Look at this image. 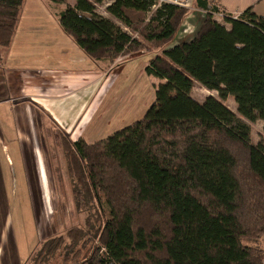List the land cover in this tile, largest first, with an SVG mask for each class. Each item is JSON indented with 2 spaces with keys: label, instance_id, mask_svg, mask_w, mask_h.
Listing matches in <instances>:
<instances>
[{
  "label": "trees",
  "instance_id": "trees-1",
  "mask_svg": "<svg viewBox=\"0 0 264 264\" xmlns=\"http://www.w3.org/2000/svg\"><path fill=\"white\" fill-rule=\"evenodd\" d=\"M48 1L65 6L62 29L100 68L156 51L146 72L164 82L140 120L94 143L63 136L83 220L42 240L24 264H264V249L243 242L264 237V142L219 99L191 96L198 82L264 123V16L224 12L228 27L213 17L217 5L194 0L207 10L200 28L170 45L190 9L114 0L107 11L128 30L96 12L104 0ZM24 3L0 0V65Z\"/></svg>",
  "mask_w": 264,
  "mask_h": 264
},
{
  "label": "crops",
  "instance_id": "crops-1",
  "mask_svg": "<svg viewBox=\"0 0 264 264\" xmlns=\"http://www.w3.org/2000/svg\"><path fill=\"white\" fill-rule=\"evenodd\" d=\"M26 1L11 44L2 47L0 188L6 178L3 156L7 157L10 171L14 170L11 153L21 157V182L26 188L50 182L49 172L54 168L49 159L47 167L45 155L49 148L48 155L54 149L51 142L56 138L52 130H60L71 141L84 139L94 143L104 139L144 116L137 118L141 96L134 85L140 79V68L146 76L158 78L146 72L157 53L126 54L117 60V65L102 69L62 29L59 12L65 6L48 0L41 1L42 4L37 0H31V4ZM113 1L95 3L96 12L109 18L107 8ZM207 1L226 13L241 14L253 7L258 15L264 16V0ZM68 3L75 6L76 0ZM103 4L105 13L100 11ZM26 6L31 9L27 11ZM205 15V10H191L170 45L192 38ZM128 80L132 86L124 85ZM159 80L155 86L164 82ZM55 133L58 138L60 132ZM6 140L14 143L8 147ZM10 179L11 183L18 182L17 176L12 179L11 172Z\"/></svg>",
  "mask_w": 264,
  "mask_h": 264
},
{
  "label": "rangeland",
  "instance_id": "rangeland-1",
  "mask_svg": "<svg viewBox=\"0 0 264 264\" xmlns=\"http://www.w3.org/2000/svg\"><path fill=\"white\" fill-rule=\"evenodd\" d=\"M30 1L31 0H27L26 3L31 4ZM37 1L40 4L45 2V0ZM104 8L105 5L103 4L100 11L105 13ZM30 9L31 8L26 6L27 11ZM106 15H108L109 19H112L117 25L128 29L109 12L106 13ZM220 22L223 23L224 21L220 20ZM148 53L155 54L156 51ZM117 62L118 61H116L113 66H115V64L117 65ZM140 67H142V63L140 64ZM139 78L140 79H137L134 84L135 91H137V89L140 91L142 101V103L140 101V110L137 118L142 117L155 101V84L159 83V79H161L159 77L158 79L146 76L141 68ZM126 84L132 86V81H126L124 85ZM191 96L201 102L208 96H214L219 99L232 112L251 126V134L254 144L264 142L263 121L259 118L251 121L241 115L238 110V103L233 95H228L227 97L222 98L218 91L209 90L197 82L192 88ZM56 131L60 132L58 138L55 133ZM52 136L58 140L52 139L51 143H53L54 149L51 150V155H48V153H50L49 148V151H47L45 155V164L47 167L49 159L54 168L52 171L53 173L49 172L52 177V182L50 181L45 184L40 182L41 186L39 187L34 186L26 188L21 182V157L15 156L11 153L14 165L13 171H10L7 165V157H2L3 167L6 168L4 173L6 178L4 187L0 188V264H24L30 253L42 240L60 230V232H62V229H64L67 224L71 223L74 218L78 223L83 220L79 213H77V215L74 214V205L71 197H69L71 181L67 170V162L61 149V142L65 134L56 129L52 130ZM13 143L14 141H5V144L8 147ZM24 158L25 157L22 158V161ZM10 172L12 179L14 176H17L18 182L13 180V183H11ZM66 194L68 195V198H66ZM58 211H62V213H60L61 222L57 220L56 212ZM243 242L249 246L264 249V237L256 240H244ZM59 262V260H56L52 264H59Z\"/></svg>",
  "mask_w": 264,
  "mask_h": 264
},
{
  "label": "built area",
  "instance_id": "built-area-1",
  "mask_svg": "<svg viewBox=\"0 0 264 264\" xmlns=\"http://www.w3.org/2000/svg\"><path fill=\"white\" fill-rule=\"evenodd\" d=\"M194 0H157V3L154 5V8H157L158 6H161L162 4H174L180 7H184V8H188L191 10H194V4H193ZM207 13V10H206ZM233 17L237 18L239 17V13H233L231 14ZM213 17L218 21L220 20H224V12L222 10H220V8L218 7V11H213Z\"/></svg>",
  "mask_w": 264,
  "mask_h": 264
}]
</instances>
